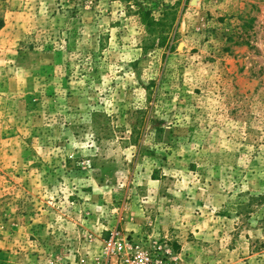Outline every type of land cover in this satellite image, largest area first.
I'll return each instance as SVG.
<instances>
[{"label": "rangeland", "instance_id": "rangeland-1", "mask_svg": "<svg viewBox=\"0 0 264 264\" xmlns=\"http://www.w3.org/2000/svg\"><path fill=\"white\" fill-rule=\"evenodd\" d=\"M138 1L0 0V264H264V0Z\"/></svg>", "mask_w": 264, "mask_h": 264}, {"label": "trees", "instance_id": "trees-1", "mask_svg": "<svg viewBox=\"0 0 264 264\" xmlns=\"http://www.w3.org/2000/svg\"><path fill=\"white\" fill-rule=\"evenodd\" d=\"M111 2L113 1H120L123 4L126 5L130 13H135L137 15L142 23V25L147 30L148 34L151 36H155V34L160 33L161 38L163 41H167L168 37L171 36V27L170 22L168 20V17L170 13L165 14V19L162 20H156L153 17L152 12L150 9L146 8L142 3H140L138 0H109ZM180 2L176 4V7ZM175 8V7H174ZM4 27V21L0 19V30ZM173 46L170 48V51L173 50Z\"/></svg>", "mask_w": 264, "mask_h": 264}, {"label": "built area", "instance_id": "built-area-1", "mask_svg": "<svg viewBox=\"0 0 264 264\" xmlns=\"http://www.w3.org/2000/svg\"><path fill=\"white\" fill-rule=\"evenodd\" d=\"M111 246H114L113 252L122 250V244L120 247H116L117 244L115 242H112ZM152 256H153L152 254H149L147 252L137 253L136 255H133V257L124 258L123 264H163L162 261L157 260L155 259L154 256L153 257ZM118 260L120 259L118 258ZM121 263H122V256H121Z\"/></svg>", "mask_w": 264, "mask_h": 264}]
</instances>
